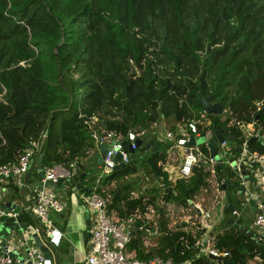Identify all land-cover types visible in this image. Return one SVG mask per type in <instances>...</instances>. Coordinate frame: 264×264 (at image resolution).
Returning a JSON list of instances; mask_svg holds the SVG:
<instances>
[{
  "label": "trees",
  "instance_id": "obj_1",
  "mask_svg": "<svg viewBox=\"0 0 264 264\" xmlns=\"http://www.w3.org/2000/svg\"><path fill=\"white\" fill-rule=\"evenodd\" d=\"M0 94L5 140H0V162L15 160L29 141H37L34 171L63 164L80 173L83 160L96 150L92 131L125 137L128 129L144 134L161 119L172 120V127L189 118L200 119L199 132L211 130L215 143L221 135L227 156L236 159L245 137L235 121L258 120L264 128V0H0ZM197 96L231 108L234 122L212 114L201 117L204 108ZM256 101L262 102L258 109ZM246 148L264 154L258 141ZM130 158L95 189L105 197L107 211L116 210L119 217L152 205L161 233L145 247L143 234L135 230L126 253L173 264H247L253 259L264 264V241L247 226L214 228L219 255L209 257L195 245L203 228L194 239L191 231L168 225L157 198L176 209L191 208L190 200L206 184L204 164L170 181L157 165L165 158L163 151ZM214 167L220 189L226 181V187L239 189L229 164ZM138 171L140 181L128 178L104 189ZM84 173L69 178V188L85 179ZM13 189L20 195V188ZM235 222L240 225L241 218Z\"/></svg>",
  "mask_w": 264,
  "mask_h": 264
},
{
  "label": "built area",
  "instance_id": "obj_2",
  "mask_svg": "<svg viewBox=\"0 0 264 264\" xmlns=\"http://www.w3.org/2000/svg\"><path fill=\"white\" fill-rule=\"evenodd\" d=\"M129 63L135 69V65L131 59H129ZM4 91L3 89L2 93ZM261 105V101L255 102L257 109ZM203 115H208L205 110H203L201 117ZM217 116H219L220 121L228 120L231 123L234 122L233 113L229 107H223L222 112L217 114ZM199 120L189 118L165 129L164 139L161 140L162 144L166 146L162 150L165 158L159 160L157 165L168 173L170 181H174L178 178L188 177L194 169L204 164L207 170L206 184L200 190L202 193H206L208 187L211 185L213 186L212 190L216 192V197L217 193H220L219 186L222 182H219L215 178L214 166L216 160L210 156L207 144L205 142H197L202 135L197 128ZM235 124L242 131L245 139L241 152L234 160L237 163H244L245 165L247 162H252L253 165H256L259 172L257 180L253 183L252 187H247L245 198L251 197L253 199L254 215L250 222V226L255 229L253 236L264 241V154L257 151H249L246 148L247 139L257 134L255 120L251 119L247 123L235 121ZM242 126L249 128V130L244 132L241 128ZM91 134L96 144V150L99 143L104 142L109 144L105 154L101 155V164H98L104 172L108 173L120 162H123L125 165L130 161L129 150L131 149L134 152L140 147L137 145L136 139L140 138L142 132L138 133L132 128L127 130L125 137L106 130H101L99 134L92 131ZM190 137L194 139L193 144H187ZM0 140L1 143L5 142L1 132ZM200 145H204L208 149L207 154L203 152ZM38 146L39 143L37 141H29L27 147L18 154L15 160L0 162V180L13 178L16 186L24 189L26 184L22 183V178L34 166L36 160L35 152ZM218 147L222 149L225 156V161L222 162L229 164L227 161L229 157L227 156L228 147L226 141L223 139L221 143L218 142L217 152ZM118 152L120 157L115 159V155ZM246 155L248 157H245ZM41 170L42 176L39 184L28 189L29 199L22 201L23 204L20 209H17V206L13 209H7L5 205L0 204V264H44L45 262L42 251L26 232H22L19 235L16 234L14 238L6 236V234L15 230L6 229V234L2 232L7 228L4 226L5 222H15L17 224L21 221V217L32 215L34 218H37L38 224L42 223L41 229L46 240H49V237L53 234L52 230L56 228L49 218L48 212L51 210L56 212L62 211L63 204L56 199L50 187L57 184L60 180L70 178L74 169H69L63 164H54ZM240 183L244 182L240 181ZM95 188L96 185H91L89 192H79L80 197H82L86 204L87 210L93 214L89 230L90 235L88 237V251L84 255L83 264H173L170 259L153 256L140 260L132 257L131 253L125 252L126 243L133 236L135 230H140L143 234V244L145 247H148V242L144 238H157L161 233L158 229V221L156 220L158 215L156 214L155 207L148 204L144 211L136 209L135 211L127 212L123 217H119L116 210L111 209L107 211L105 197L98 193ZM131 194L133 197L137 196L135 192ZM23 197L24 194H22ZM157 203L163 205L164 216L167 217L168 225L171 228L175 230L181 228L185 232L188 231L186 228H194V230H190L191 236L194 239L197 238L198 229L203 228L202 231L205 232L201 221L192 219L187 214V210L182 208L176 209L171 203L163 199L162 196L157 198ZM190 205L192 210L201 218H208L210 216V210L203 209L199 202L192 199L190 200ZM230 215L236 219L239 212L237 213L234 210ZM208 226L214 228V223L210 222ZM213 240L214 234L209 233L203 239L200 236L195 241V245L199 246L200 251L207 253L209 257H217L219 253L214 248Z\"/></svg>",
  "mask_w": 264,
  "mask_h": 264
},
{
  "label": "rangeland",
  "instance_id": "obj_3",
  "mask_svg": "<svg viewBox=\"0 0 264 264\" xmlns=\"http://www.w3.org/2000/svg\"><path fill=\"white\" fill-rule=\"evenodd\" d=\"M172 120L168 119H161L157 123L150 125L147 130L144 132V134H141V146L137 148L133 152L134 158L136 160V157L138 156L140 151V148L143 147L147 142H151L149 151H162L166 148L165 145L162 144L161 140L164 139V131L166 128L169 127L170 123ZM244 132L248 131L249 128H246L245 126L241 127ZM159 140V142H158ZM218 145V143H216ZM179 151V150H177ZM97 150H95L94 153L90 155V157L86 158L83 160V166L80 167L81 172H87L86 173V180L84 184L88 185H97L99 181H103L107 172H104L101 167L97 164L95 161ZM218 153L220 154L221 161H225V156L223 155L222 149L218 147ZM95 156V157H94ZM245 157H248L246 155ZM85 165V166H84ZM74 169V168H73ZM33 173V172H32ZM142 177V173L138 171L136 174L132 176H128L127 178L123 179H117L114 182H111L110 186H104V189L107 190L108 188H113L115 185L119 184L121 181H126L128 178L131 180H135L136 182L140 181V178ZM258 177V174L256 175ZM2 182V187H0V204H3L6 201L15 203L17 206V209H20L23 202L21 200L20 195L14 191L13 187L16 186V182L13 178L10 179H1ZM31 187V185L25 186L24 190L25 192H28V189ZM52 192L54 193L56 199H58L62 204L63 208L62 211L56 212V211H49L48 216L53 222L55 227H59V229L64 231V239L63 241H66L68 244L75 245L79 247L80 251L82 253H86L88 251V244L84 242V236L86 232L85 226H82V218L79 219V224L77 223V227L75 228L74 225H72L71 222V217L74 213V210H83L86 208V204L83 201L82 197H80L79 192L75 190H71L69 188V185L65 183V185L61 186H51L50 187ZM213 186H209L208 190L206 193H202L201 190H199L195 197L193 198V201L199 202L200 206L203 209L210 210L209 214L210 216L208 218H201L200 216L197 215V213L192 210V208L187 209V214L192 217V219L196 221H201L202 226H204L205 232L201 234V239L207 237L209 233L219 227L218 225H214V228H210L208 225L210 222H212L215 218L219 216V204L214 205L216 201L220 202L223 201L221 200L222 197L224 198V193H227V191L231 194V192H236L235 189H233L230 184H228L226 189H220V193H217V196L215 197L216 192L213 190ZM219 195V196H218ZM246 193H243L242 196H240L242 199L245 197ZM220 197V198H219ZM224 208V207H223ZM184 212V211H183ZM186 212V211H185ZM90 216L92 217L93 214L91 212ZM224 215L226 212H224ZM29 219V222L33 224V219L31 216L27 217ZM229 218V217H227ZM226 220V219H225ZM224 222V221H223ZM241 225L249 227V231L251 233H255V229L250 226V211L249 207L245 206V208L241 212ZM66 225V228H62V225ZM222 225V223L220 224ZM188 231L194 230V228H186ZM6 234V233H5ZM16 235V231L10 232L9 234H6V236L14 238ZM203 235V236H202ZM145 241L148 242V247H150L152 244H154L156 238H144ZM62 248L61 250L63 249ZM61 253V251H59ZM247 264H258V259H253L249 260Z\"/></svg>",
  "mask_w": 264,
  "mask_h": 264
},
{
  "label": "water",
  "instance_id": "obj_4",
  "mask_svg": "<svg viewBox=\"0 0 264 264\" xmlns=\"http://www.w3.org/2000/svg\"><path fill=\"white\" fill-rule=\"evenodd\" d=\"M196 103L201 104L207 114H214V115L216 114L217 115V114H220L223 110V106L220 102L211 103L207 100L206 96H200V97L197 96ZM255 118H257V117H255ZM255 123H256L255 127H256L257 134L250 136L246 141V145H248L251 141H258L261 144H264V128L258 120ZM216 139H217V142H220V143L223 141V137L221 135H216ZM197 142L198 143L205 142L208 146L210 156L213 157L214 160H216V163H218L219 165L224 164L221 161L220 156L217 152V145L214 141L213 132L211 130H208L207 132L202 134L201 137L197 140ZM122 143H124V141H122ZM136 143L138 146H140L142 143L141 138L138 137L136 139ZM193 143H194V139H193V137H190L187 144H193ZM149 145H150L149 143L145 144V146L140 148V151H144V153L147 155L149 153ZM108 147H109V144H106L104 142L98 144V146H97L98 153H97L96 158H95V161L97 162V164H99V165L101 164V155L105 154L106 148H108ZM129 153L132 154L133 151L130 149ZM119 157H120V154L118 152L115 155V159H118ZM40 159H41V157L38 156V158H37L38 163L40 162ZM227 161H228L229 165L232 167L233 172L235 173L236 178L238 179V182H239V189L236 192H234V194L237 196L236 202L239 205L248 204L249 206H251L253 203V199L251 197H249L247 199L244 197L242 199L240 196H242L243 193H246L247 187H250V186L252 187L253 183H255V181L257 180V177L254 175L255 171H256V167L251 169V170H247L245 168L244 163H237V161H235L233 159V157H229ZM247 165L251 166V165H253V163L247 162ZM123 166H124V163L120 162L118 165L115 166L114 169H117V168L123 167ZM84 174H85L84 172L79 173L76 169H74V172L71 174L70 178H74V177L81 178L84 176ZM27 176H28L27 173L23 176V178H22L23 184H26ZM41 176H42V170H41V167L38 166V171L35 174V178H34V182H33L34 185H35L36 180H38L40 182ZM60 181H62V180H60ZM81 181L83 182L84 178H82ZM240 181H243L245 184L240 183ZM39 182L36 183V185L39 184ZM66 182H67V184H69V178L66 179ZM82 182L73 186L71 190H77L79 192H86V193L89 192L90 188L83 187ZM226 184H227V181H226ZM226 184H222L221 189H226L227 188ZM20 193H21V195L23 194L22 188H20ZM28 199H29V196L27 195L26 200H28ZM3 205H5L7 209H13L16 207L15 203H10V202H6ZM226 208L228 210V213L231 214L234 211L233 203H228ZM85 218H86V224L89 225L88 212L85 213ZM26 220H27L26 217H21V221L18 222L17 224L15 222H5L4 226L7 227L5 229L15 230L17 235L21 234L22 232H26L28 234V236H30L32 238V241L42 251L43 257L45 258L44 264H49V261L52 258V256L53 257L57 256L56 255L57 253L55 251V246L58 244L61 233L57 229H54V230H52L53 234L49 237V240H46L44 237L43 231L41 229L42 223L41 222L39 224L36 223V225H35V222H34L33 225H30V224L28 225L26 223ZM224 224H231L234 228H244L245 227L244 225H241V224L238 225L235 222V219L231 216L224 221ZM247 231L249 232V230H247ZM89 235H90V232H87L84 238L86 239L87 237H89ZM252 235H253V233H252ZM258 241L260 242L262 240L258 239Z\"/></svg>",
  "mask_w": 264,
  "mask_h": 264
},
{
  "label": "crops",
  "instance_id": "obj_5",
  "mask_svg": "<svg viewBox=\"0 0 264 264\" xmlns=\"http://www.w3.org/2000/svg\"><path fill=\"white\" fill-rule=\"evenodd\" d=\"M256 167V165H245V168L247 169V170H251V169H253V168H255ZM37 171H38V168H37V170H35L34 171V168L32 167L31 169H30V171L27 173L28 174V176H27V179H26V184L29 186V185H31V187L32 186H34V178H35V174L37 173ZM33 172V173H32ZM259 175V172H258V170H257V168H256V171H255V176L256 175ZM85 180H86V178L84 179V181L82 182V181H80V183L82 182L83 183V186H85L86 188H89L91 185H88V184H84V182H85ZM39 181L38 180H36L35 181V185H36V183H38ZM65 183L67 184V182H66V180H62V181H59L57 184H55L54 186H61V185H65ZM3 185H2V182H1V180H0V187H2ZM23 194H24V197L22 198V195H21V193H20V197H21V200L23 201V200H26V196L28 195V192H25V190L23 189ZM219 196V195H218ZM236 195L234 194V192H231V194L227 191V193H224V198L222 197V199L221 200H223V201H220V202H218V201H216L215 203H214V205L216 206V205H218L219 204V208H218V211H219V216L217 217V218H215L213 221H212V223H214V225H219L220 226V224L222 223V225L224 224V222L223 221H225V219H227V217H230L231 215H230V213H228V212H226L225 211V208H226V206H227V204L228 203H233V205H234V210L238 213L239 212V215H238V217H240L241 218V212H242V210L245 208V206H248L249 207V211H250V222H251V220H252V218H253V215H254V207H253V205H251V206H249L248 204H245V205H243V204H241V205H239L237 202H236ZM220 198V197H219ZM6 202H9V201H6ZM6 202H4L3 204H5ZM10 203H12V202H10ZM242 203V202H241ZM2 204V205H3ZM224 207V208H223ZM227 209V208H226ZM86 212H88V220H89V225H87L86 224V218H85V213ZM224 212H226V214H228V215H224ZM28 216H31L32 217V219H33V224H34V222H35V225H36V223L38 224V220H37V218H34L32 215H26V216H23V217H26V223L29 225H33L32 223H30L29 222V219L27 218ZM82 219H81V218ZM237 217V218H238ZM236 218V219H237ZM79 219H81L82 220V226H85V228H86V232H85V235H86V233L87 232H89V230H90V226H91V220H92V217L90 216V213H89V211L87 210V208H85V209H83V210H74V213H73V215H72V217H71V224L72 225H74L75 226V228H78L77 227V223L79 224ZM60 233H61V236H60V239H59V241H58V244L55 246V251H56V257H53L52 256V258L50 259V261H49V263L50 264H83V262H84V255H85V253H82L81 251H80V249H79V247H77V246H75V245H72V244H68L66 241H63V240H65L64 239V231L63 230H61V229H59V227H55ZM62 228H66V225L64 226V224L62 225ZM3 233H7V230L5 229V230H3L2 231ZM85 237V236H84ZM84 242H86L87 244H88V237L85 239L84 238ZM62 245H64L63 246V249H65L64 251H63V249L61 250V248H62ZM52 251V250H51ZM59 251H61V253H59Z\"/></svg>",
  "mask_w": 264,
  "mask_h": 264
},
{
  "label": "flooded vegetation",
  "instance_id": "obj_6",
  "mask_svg": "<svg viewBox=\"0 0 264 264\" xmlns=\"http://www.w3.org/2000/svg\"><path fill=\"white\" fill-rule=\"evenodd\" d=\"M233 181L239 183V182H238V179H237L236 177L233 178ZM79 183H80V182H78V184H79ZM83 187H85V186H83ZM89 188H90V187H89ZM75 191H76V190H75ZM78 192H79V191H78Z\"/></svg>",
  "mask_w": 264,
  "mask_h": 264
},
{
  "label": "clouds",
  "instance_id": "obj_7",
  "mask_svg": "<svg viewBox=\"0 0 264 264\" xmlns=\"http://www.w3.org/2000/svg\"><path fill=\"white\" fill-rule=\"evenodd\" d=\"M218 143V142H217ZM217 145V144H216ZM141 146V145H140Z\"/></svg>",
  "mask_w": 264,
  "mask_h": 264
}]
</instances>
